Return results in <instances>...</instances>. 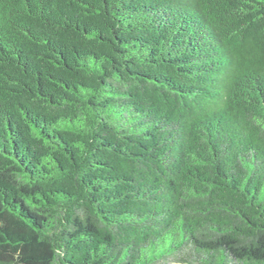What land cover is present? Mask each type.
Listing matches in <instances>:
<instances>
[{
  "label": "trees",
  "instance_id": "trees-1",
  "mask_svg": "<svg viewBox=\"0 0 264 264\" xmlns=\"http://www.w3.org/2000/svg\"><path fill=\"white\" fill-rule=\"evenodd\" d=\"M264 264V0H0V264Z\"/></svg>",
  "mask_w": 264,
  "mask_h": 264
},
{
  "label": "rangeland",
  "instance_id": "rangeland-1",
  "mask_svg": "<svg viewBox=\"0 0 264 264\" xmlns=\"http://www.w3.org/2000/svg\"><path fill=\"white\" fill-rule=\"evenodd\" d=\"M163 264H180V263H177L173 260H169V261H166V263H163Z\"/></svg>",
  "mask_w": 264,
  "mask_h": 264
}]
</instances>
